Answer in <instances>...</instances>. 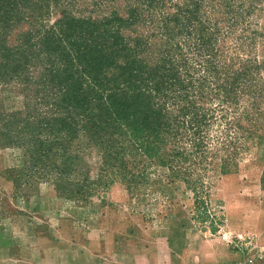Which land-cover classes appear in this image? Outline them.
I'll return each instance as SVG.
<instances>
[{
	"label": "rangeland",
	"instance_id": "obj_1",
	"mask_svg": "<svg viewBox=\"0 0 264 264\" xmlns=\"http://www.w3.org/2000/svg\"><path fill=\"white\" fill-rule=\"evenodd\" d=\"M159 1L163 3L157 9L170 15L192 1L199 5L198 0ZM116 2L122 10L131 5ZM89 5L81 0L70 9L75 15L77 10L86 17L102 15L91 13ZM199 6L205 17L229 20L220 29L237 22L238 33L244 34L239 49L226 47L228 65L237 70L257 62L264 75V0H203ZM66 7L65 0H0L4 220L12 206L26 221L33 209L36 217L45 210L53 221L69 220L87 230H145L149 233L143 237L150 240L174 239L180 244L177 250L184 249L185 240L192 255L207 259L214 251L203 246V240L229 230L232 239L220 242V253L226 256L221 264L250 255L264 264V140L242 155L237 173L212 177L196 192L180 179H169L167 169L146 162L142 155L135 159L132 149L114 143L119 133L110 124L106 127L107 120L101 127L80 114L78 92L68 82L63 55L46 50L45 25H55ZM98 136L107 141L106 148L99 145Z\"/></svg>",
	"mask_w": 264,
	"mask_h": 264
},
{
	"label": "trees",
	"instance_id": "obj_2",
	"mask_svg": "<svg viewBox=\"0 0 264 264\" xmlns=\"http://www.w3.org/2000/svg\"><path fill=\"white\" fill-rule=\"evenodd\" d=\"M79 1L65 0L44 41L64 57L80 114L101 127L107 120L119 133L114 143L194 192L237 173L242 155L264 140L263 67L233 70L224 58L226 47L243 44L238 23L220 29L229 20L205 17L203 0L172 15L157 9L159 0H124L127 10L117 0H83L99 17L73 14Z\"/></svg>",
	"mask_w": 264,
	"mask_h": 264
},
{
	"label": "crops",
	"instance_id": "obj_3",
	"mask_svg": "<svg viewBox=\"0 0 264 264\" xmlns=\"http://www.w3.org/2000/svg\"><path fill=\"white\" fill-rule=\"evenodd\" d=\"M46 212L39 211L40 216L36 217L33 209L32 218L26 221L17 207L9 209L7 220L0 211V264H221L226 256L221 255L220 242L232 239L231 232L225 230L203 240L201 244L214 251L207 259L192 255L184 247L185 240H181L184 249L177 250L180 244L174 239L150 240L143 237L149 233L145 230L122 234L87 230L69 220L53 221Z\"/></svg>",
	"mask_w": 264,
	"mask_h": 264
},
{
	"label": "built area",
	"instance_id": "obj_4",
	"mask_svg": "<svg viewBox=\"0 0 264 264\" xmlns=\"http://www.w3.org/2000/svg\"><path fill=\"white\" fill-rule=\"evenodd\" d=\"M260 260L261 259H259L258 256L250 255L240 262L230 263V264H261Z\"/></svg>",
	"mask_w": 264,
	"mask_h": 264
}]
</instances>
